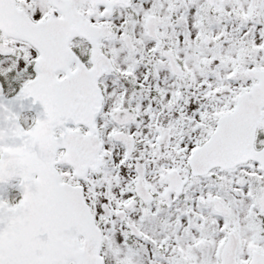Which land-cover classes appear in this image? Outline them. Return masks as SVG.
<instances>
[{
	"label": "snow or ice",
	"instance_id": "1",
	"mask_svg": "<svg viewBox=\"0 0 264 264\" xmlns=\"http://www.w3.org/2000/svg\"><path fill=\"white\" fill-rule=\"evenodd\" d=\"M0 264H264V0H0Z\"/></svg>",
	"mask_w": 264,
	"mask_h": 264
}]
</instances>
